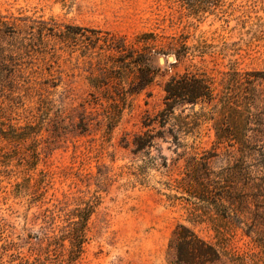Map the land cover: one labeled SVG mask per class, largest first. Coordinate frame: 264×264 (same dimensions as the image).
<instances>
[{
    "label": "rangeland",
    "instance_id": "374dc122",
    "mask_svg": "<svg viewBox=\"0 0 264 264\" xmlns=\"http://www.w3.org/2000/svg\"><path fill=\"white\" fill-rule=\"evenodd\" d=\"M203 2L192 9L179 0H0V16L17 30L2 37L0 48V147L10 154L5 165L0 162V244L11 225L16 234L24 225L38 228L51 212L55 224L62 225L68 208L95 195L100 204L81 264H176L169 243L179 223L218 246L222 256L213 264H264V246L257 238L235 227L218 235L207 222L190 218L179 192L165 188V181L185 175L191 150L176 145L169 134L164 138L158 124L149 127L155 134L152 153L159 150L167 167L142 164L138 181L132 175L130 185L129 174L121 172L142 163L131 150L132 140L164 107L163 86L172 75L201 68L220 81L230 77L228 72L253 71L264 89V0ZM68 30L74 33L65 41L52 35ZM96 31L127 43L149 33L162 48L154 55L161 72L130 96L112 131L101 121L103 107L94 102L88 79L92 67L79 49ZM173 42L189 46L186 58L177 59ZM202 105L183 103L176 109L193 117L185 143L196 140L198 156H210L216 169L240 163L239 152L215 154L218 115L210 104ZM194 111L208 116L200 120ZM82 113L88 115L85 127L77 125ZM11 127L22 133L17 141ZM34 148L39 159L36 169H29L19 156L32 159Z\"/></svg>",
    "mask_w": 264,
    "mask_h": 264
},
{
    "label": "trees",
    "instance_id": "16d2710c",
    "mask_svg": "<svg viewBox=\"0 0 264 264\" xmlns=\"http://www.w3.org/2000/svg\"><path fill=\"white\" fill-rule=\"evenodd\" d=\"M179 1L192 9L206 5L204 0ZM16 31L13 24L0 16V48L3 47L2 37ZM96 32L92 37L86 35L88 41L80 44L79 49L84 60L92 67L88 79L94 89L91 92L94 102L103 107L101 121L105 129L112 131L120 122L130 96L140 94L161 72L160 67L154 64V55L162 53V48L155 38H150L153 36L149 33L136 35L131 43H127L125 38L116 40ZM72 33L68 30L52 35L65 41L66 35ZM39 36L42 37L43 33ZM34 38L33 33L28 39L34 41ZM105 47L110 50L107 55L96 50ZM172 47L176 49L178 60L187 57L189 46L186 43L179 47L173 42ZM228 74L230 77L220 81L201 68L172 75L163 86L164 107L149 117L148 122H144L148 130L136 133L132 140L134 146L131 150L142 163L122 167L121 172L129 174L130 185L133 181L130 177L133 175L138 181L143 166L167 167V161L158 149L157 153H152L155 134L150 132L149 127L158 124L164 138L169 134L176 145L191 150L186 158V171L182 179L174 178L163 183L166 189L181 194L190 218L207 222L220 236L234 227L241 228L246 235L257 238L264 246V89L253 71ZM183 103L211 105L212 114L218 115L215 116L214 152H239L243 157L240 163L216 169L211 164L210 156H198L196 140L191 144L185 143L188 142L186 137L193 117L185 115L184 109L176 111ZM194 112L200 120L208 116L205 111L204 114ZM87 116L86 113L80 114L77 125L85 127ZM26 128H33L31 122L27 123ZM18 129L10 128L13 132L11 137L15 140L22 135ZM242 130L245 133H238ZM124 141V146L129 147L131 142L127 137H124ZM9 157V152L0 147V162L5 165ZM32 157L19 156L27 162V168L36 169L39 159L36 148ZM172 196L178 197L177 194ZM99 204V196L80 198L74 207L64 213L62 225L55 224L53 212L45 214L38 228H35L37 224L30 227L24 225L22 231L16 234L15 226L11 225L10 234L2 238L0 244V264H81L86 244L91 239L92 216ZM169 247L174 252L173 262L176 264H213L222 256L215 243L184 223H179L174 229Z\"/></svg>",
    "mask_w": 264,
    "mask_h": 264
},
{
    "label": "water",
    "instance_id": "95a60500",
    "mask_svg": "<svg viewBox=\"0 0 264 264\" xmlns=\"http://www.w3.org/2000/svg\"><path fill=\"white\" fill-rule=\"evenodd\" d=\"M169 58H170L171 60H173V59H174V57H173V56H170ZM159 60H160V62H164V57H163V56H160Z\"/></svg>",
    "mask_w": 264,
    "mask_h": 264
}]
</instances>
